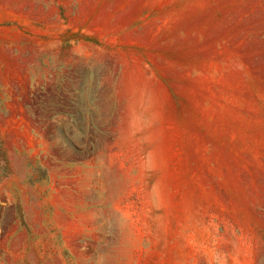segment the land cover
<instances>
[{
	"label": "rangeland",
	"instance_id": "obj_1",
	"mask_svg": "<svg viewBox=\"0 0 264 264\" xmlns=\"http://www.w3.org/2000/svg\"><path fill=\"white\" fill-rule=\"evenodd\" d=\"M0 264H264V0H0Z\"/></svg>",
	"mask_w": 264,
	"mask_h": 264
}]
</instances>
